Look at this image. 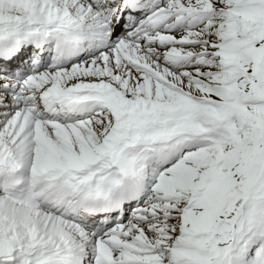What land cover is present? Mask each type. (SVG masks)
<instances>
[{
  "label": "snow or ice",
  "instance_id": "1",
  "mask_svg": "<svg viewBox=\"0 0 264 264\" xmlns=\"http://www.w3.org/2000/svg\"><path fill=\"white\" fill-rule=\"evenodd\" d=\"M0 264H264V0H0Z\"/></svg>",
  "mask_w": 264,
  "mask_h": 264
}]
</instances>
